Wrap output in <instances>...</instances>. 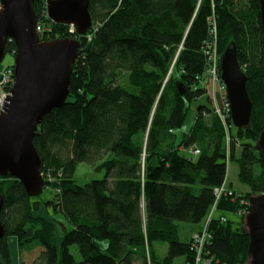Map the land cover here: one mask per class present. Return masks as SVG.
Masks as SVG:
<instances>
[{"label":"trees","instance_id":"obj_1","mask_svg":"<svg viewBox=\"0 0 264 264\" xmlns=\"http://www.w3.org/2000/svg\"><path fill=\"white\" fill-rule=\"evenodd\" d=\"M44 3L35 0L38 17ZM89 11L100 25L90 42L71 34L69 25L48 20L53 30L43 41L80 42L70 95L43 118L34 138L54 196L32 198L19 180L0 176V264H11V239L22 258L43 248L33 264H174L180 257L183 264H196L193 235L210 219L212 264H249L246 215L251 198L264 193L258 147L264 131L260 0H90ZM211 19L219 54L237 46L253 103L250 127L233 126L229 145L209 99L197 107L190 130L177 133L205 93L200 81ZM16 50L14 42L7 45V54ZM123 75L136 93L122 87ZM229 162L239 165V181L248 192L227 183ZM81 164L103 177L81 183ZM225 185L233 194L218 199L215 190ZM51 213L70 225L61 223L60 239Z\"/></svg>","mask_w":264,"mask_h":264},{"label":"water","instance_id":"obj_2","mask_svg":"<svg viewBox=\"0 0 264 264\" xmlns=\"http://www.w3.org/2000/svg\"><path fill=\"white\" fill-rule=\"evenodd\" d=\"M1 3L0 63L7 55L9 39L14 40L17 50L13 57L14 84L0 112V176L19 180L33 198L42 195L46 188L34 138L43 118L61 108L70 95L80 42L71 38L42 41L37 33L35 0H1ZM89 6L90 0H50L49 17L57 24L73 25L77 34L84 36L93 25ZM260 14L264 33V0H260ZM220 70L231 104L232 123L237 129H248L253 103L234 43L224 50ZM258 147L264 155V131ZM3 205L0 191V239L5 235L1 221ZM245 226L251 238L249 264H264V193L251 198Z\"/></svg>","mask_w":264,"mask_h":264},{"label":"built area","instance_id":"obj_3","mask_svg":"<svg viewBox=\"0 0 264 264\" xmlns=\"http://www.w3.org/2000/svg\"><path fill=\"white\" fill-rule=\"evenodd\" d=\"M49 1L50 0H45V3L41 9V15L40 17H38L37 33L39 34L42 41H43V38L47 36V33H51L53 30L52 27L49 26L48 24V20L54 23L49 17V12H48ZM2 7L3 6L0 0V13H1ZM99 28H100L99 24L93 23L91 29L83 37H86L87 41L89 42L92 41L94 35L99 31ZM70 33L71 34L76 33V28L73 25H70ZM210 37L212 38L211 42L204 47V54L207 60V69H206L204 79L200 81V84H201V87L204 88V92H205L204 96H206V98H208L210 101V109H211L212 114L217 116L225 127V133H226L225 138H226L227 145H229L231 141L230 131H231V128L233 127L232 111H231V104L228 99L227 87L221 79V70H220L221 56L219 54L217 28H216V23L214 21L210 29ZM13 42H14L13 39H9L8 44L13 43ZM15 52L9 55L14 56ZM14 76H15V71H14L13 64H10V65H7L6 67L1 68L0 70V112L3 110L7 102V98L10 95V90L14 84ZM204 115H206V113ZM195 154H199V151L196 150ZM48 179L50 180V176L48 177ZM215 194L217 198L220 199L221 196L225 194L232 195L233 191H230L227 188V185H225L222 188L216 189ZM221 219L223 221L226 220L224 217H221ZM210 220L205 224L202 231L195 233L193 235L192 246H193V250L196 252V255H197L196 264H212L213 262V259L207 249L208 244L212 240V235L208 231Z\"/></svg>","mask_w":264,"mask_h":264},{"label":"rangeland","instance_id":"obj_4","mask_svg":"<svg viewBox=\"0 0 264 264\" xmlns=\"http://www.w3.org/2000/svg\"><path fill=\"white\" fill-rule=\"evenodd\" d=\"M221 56V55H220ZM13 56L10 55H6L5 59L3 60L2 63H0V70L3 67H6L7 65L13 64ZM120 83L122 85L123 88H125L127 91L131 92V93H136L137 92V88L132 86L128 80V75H123L121 77ZM200 104H209L208 103V98H206V96H203L201 99L198 100V102H195L192 104V111L190 113L189 119L187 120L186 124L184 125V127L181 130H178L177 133L178 134H182V132H188L190 130V128L192 127L195 117H196V109ZM228 176L232 181H238L239 179V165L235 162H229L228 164ZM78 176L81 179V183H84L86 181H89L93 178H102V175L99 174H95L92 172L91 168L86 165V164H81L79 166V170H78ZM44 199H50L51 197L54 196V192L53 190L49 189V188H45L43 194H42ZM53 215V213H51ZM57 220H58V224H57V230L59 235H62V232H64L62 224L61 223H65L68 227H70V225L68 224V222L65 220V218L60 215V214H54L53 215ZM221 216V215H220ZM227 217L233 221H239L240 219L236 216H234L233 214L228 213ZM58 233L56 232V237L58 238ZM61 233V234H60ZM182 240H186L185 237L182 238ZM13 242H16V240L11 239L10 244H12ZM17 244V243H16ZM166 246L164 247V252L163 255L166 254ZM43 250V248H38L35 251L31 252V253H24V256L22 258L21 253L19 251V248L17 246V248L15 249L13 246H11V264H22V260H24V264H33L34 261L37 259V257L41 254V251ZM70 252L74 255L75 259L77 261H81L82 257L80 255V252L78 250V248L76 246H72L70 248ZM184 262V258L180 257L178 259H176L174 264H183Z\"/></svg>","mask_w":264,"mask_h":264},{"label":"crops","instance_id":"obj_5","mask_svg":"<svg viewBox=\"0 0 264 264\" xmlns=\"http://www.w3.org/2000/svg\"><path fill=\"white\" fill-rule=\"evenodd\" d=\"M229 173V172H228ZM227 183L232 186L235 190H238L240 192L246 193L249 191V188L243 184L240 183L239 179L238 181H232L229 176L227 177ZM58 239H60V235H58ZM17 242H13L11 246H13L15 249L17 248Z\"/></svg>","mask_w":264,"mask_h":264},{"label":"bare ground","instance_id":"obj_6","mask_svg":"<svg viewBox=\"0 0 264 264\" xmlns=\"http://www.w3.org/2000/svg\"><path fill=\"white\" fill-rule=\"evenodd\" d=\"M184 140V139H183Z\"/></svg>","mask_w":264,"mask_h":264}]
</instances>
